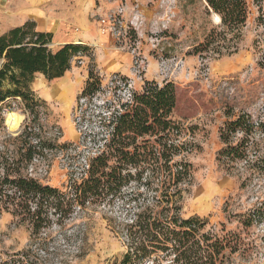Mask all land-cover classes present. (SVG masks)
<instances>
[{
	"label": "rangeland",
	"instance_id": "rangeland-1",
	"mask_svg": "<svg viewBox=\"0 0 264 264\" xmlns=\"http://www.w3.org/2000/svg\"><path fill=\"white\" fill-rule=\"evenodd\" d=\"M15 1L18 9L32 4L27 21L51 33V50L80 49L62 78L34 76L27 89L32 104L19 97L0 104V155L17 156L19 136L28 125L31 142L41 146L22 173L67 193L72 181L85 178L89 161L103 148L101 117L147 82L171 83L172 119L193 146L185 156L192 172L177 203L180 218L197 217L204 222L203 233L224 240L228 247L217 264H264V0H246L242 34L220 55L197 53L212 30H221L205 0ZM8 26L2 25L0 33ZM80 32L88 39L76 37ZM89 73L100 87L82 96ZM63 78V93L50 100L37 89L40 81L51 85ZM7 110L24 117L15 132L5 126ZM241 116L242 127L225 131V143L221 131ZM236 145L243 146L239 157L221 155ZM131 174L119 193L63 215L50 210V221L36 236L28 224L1 211L0 262L30 248L47 261L43 264H120L129 242L124 227L142 210L138 204L153 195L149 172L140 180L135 170ZM159 257L152 254L139 264H175L172 256Z\"/></svg>",
	"mask_w": 264,
	"mask_h": 264
},
{
	"label": "trees",
	"instance_id": "trees-1",
	"mask_svg": "<svg viewBox=\"0 0 264 264\" xmlns=\"http://www.w3.org/2000/svg\"><path fill=\"white\" fill-rule=\"evenodd\" d=\"M205 3L208 12L219 16L221 30H212L197 53L220 55L222 50L235 47V39L241 36L248 14L247 2L205 0ZM51 40V33L37 31L29 21L0 34V104L12 97L32 104L27 89L36 74L51 81L68 72L71 59L80 48L64 45L53 51L48 47ZM99 87L100 80L89 73L82 96L93 95ZM117 106L101 117L106 137L102 150L89 161L85 178L72 181L67 193L41 185L22 173L38 154L40 145L31 142L33 130L26 125L19 136L17 156L13 152L0 155V212H9L18 223L28 224L31 234L36 236L50 221L46 218L50 210L63 215L75 206L84 207L88 201L103 200L119 193L122 185L132 179L131 170L136 171L137 180L149 172L151 180L147 185L153 195L138 204L137 208L142 210L124 227L129 242L120 264H139L159 253V259L172 256L170 261L175 264H217L228 245L212 234L203 233L204 222L199 218L182 219L178 214L177 203L192 172L185 156L193 146L183 140L181 126L172 119L174 86L147 82L140 93H132ZM242 120V116L238 117L227 124V130L221 131L225 143H228L225 131L235 133L242 127ZM251 128L249 124L246 132ZM240 147L243 148L226 147L221 155L235 159L240 155ZM46 262L28 248L7 256L0 264Z\"/></svg>",
	"mask_w": 264,
	"mask_h": 264
},
{
	"label": "crops",
	"instance_id": "crops-1",
	"mask_svg": "<svg viewBox=\"0 0 264 264\" xmlns=\"http://www.w3.org/2000/svg\"><path fill=\"white\" fill-rule=\"evenodd\" d=\"M16 4L15 0H0V28L2 25H9L0 34L11 28L22 25L34 11L31 3H25V6L21 9H18ZM19 12H21L20 15H18ZM79 36L88 39V36L85 33L80 32V35H77L76 37Z\"/></svg>",
	"mask_w": 264,
	"mask_h": 264
},
{
	"label": "bare ground",
	"instance_id": "bare-ground-1",
	"mask_svg": "<svg viewBox=\"0 0 264 264\" xmlns=\"http://www.w3.org/2000/svg\"><path fill=\"white\" fill-rule=\"evenodd\" d=\"M213 18L215 22L220 21L219 16L216 14L213 15ZM63 82H64V78L57 82L55 81L54 83H51V85H45L42 81H40L36 84V86H37V89H40L42 91L43 96L46 99L50 100L55 95H59L63 93L64 91L62 87ZM23 118L24 117L22 114L12 111V110H7L5 112V118H4L5 126H7L9 131L15 132L20 127L23 121Z\"/></svg>",
	"mask_w": 264,
	"mask_h": 264
},
{
	"label": "built area",
	"instance_id": "built-area-1",
	"mask_svg": "<svg viewBox=\"0 0 264 264\" xmlns=\"http://www.w3.org/2000/svg\"><path fill=\"white\" fill-rule=\"evenodd\" d=\"M101 22H102V23H104L105 21H104V20H102Z\"/></svg>",
	"mask_w": 264,
	"mask_h": 264
}]
</instances>
